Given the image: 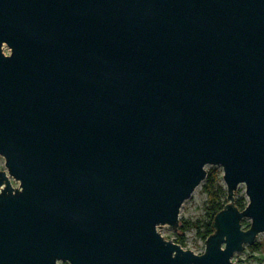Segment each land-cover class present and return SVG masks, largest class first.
I'll use <instances>...</instances> for the list:
<instances>
[{"label":"water","instance_id":"95a60500","mask_svg":"<svg viewBox=\"0 0 264 264\" xmlns=\"http://www.w3.org/2000/svg\"><path fill=\"white\" fill-rule=\"evenodd\" d=\"M0 156V264H247L234 256L264 233V0H0ZM209 166L228 203L204 252L160 229H179Z\"/></svg>","mask_w":264,"mask_h":264},{"label":"rangeland","instance_id":"374dc122","mask_svg":"<svg viewBox=\"0 0 264 264\" xmlns=\"http://www.w3.org/2000/svg\"><path fill=\"white\" fill-rule=\"evenodd\" d=\"M4 50H9L5 47ZM5 167V159L0 156V170ZM208 172L217 171L222 176L221 185L227 191L226 185L223 180V169L221 167L209 166ZM14 182V188L20 186V183L12 179ZM223 201H227V198H223ZM236 201H241L244 205L249 203V199L246 195V186L241 185L237 191ZM209 201L207 193L204 189V183L194 192L192 197L187 200L180 213V227L177 231H174L171 227L165 226L160 229V232L166 238L177 242L180 241V245L200 251L206 249V239H203L202 233H204L205 226L209 223L208 207ZM247 225L251 226V220H245ZM182 227L185 230H182ZM257 245V251L252 250L246 246L244 252L238 253L234 256V259L248 262L249 258L263 256L264 257V233L257 237V240L253 246ZM66 264V263H63Z\"/></svg>","mask_w":264,"mask_h":264},{"label":"trees","instance_id":"16d2710c","mask_svg":"<svg viewBox=\"0 0 264 264\" xmlns=\"http://www.w3.org/2000/svg\"><path fill=\"white\" fill-rule=\"evenodd\" d=\"M222 176L217 171L208 172V176L206 181L204 182V189L208 196L209 207H208V217L209 223L205 226L204 233H202L203 239H208L213 233V222L216 215L221 212L227 202L223 201V198H227V191L221 185ZM237 207L243 211L248 204L244 205L241 201H236ZM243 227L248 230L250 225H247L245 221H243ZM182 230L185 228L182 227ZM180 241H177L176 244H180ZM252 250L257 251V245L250 247ZM247 264H264V257H252L248 259Z\"/></svg>","mask_w":264,"mask_h":264}]
</instances>
